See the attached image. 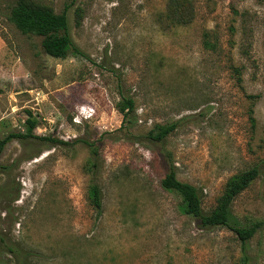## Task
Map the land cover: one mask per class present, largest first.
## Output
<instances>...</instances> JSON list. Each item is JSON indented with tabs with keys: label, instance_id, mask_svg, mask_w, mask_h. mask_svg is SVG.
I'll use <instances>...</instances> for the list:
<instances>
[{
	"label": "rangeland",
	"instance_id": "374dc122",
	"mask_svg": "<svg viewBox=\"0 0 264 264\" xmlns=\"http://www.w3.org/2000/svg\"><path fill=\"white\" fill-rule=\"evenodd\" d=\"M19 1L0 0V138L26 134L31 112L37 136L67 144L5 146L0 264H15L6 244L32 252L31 264H264V226L244 254L235 233L201 229L162 185L173 166L209 213L257 169L232 213L246 228L264 222V0H189L188 25L171 20V0H25L70 6L81 55L65 59L16 28ZM172 126L164 142L147 139Z\"/></svg>",
	"mask_w": 264,
	"mask_h": 264
},
{
	"label": "trees",
	"instance_id": "16d2710c",
	"mask_svg": "<svg viewBox=\"0 0 264 264\" xmlns=\"http://www.w3.org/2000/svg\"><path fill=\"white\" fill-rule=\"evenodd\" d=\"M71 1V5H73L76 0ZM69 8L70 6H67L64 12L56 14L52 10L42 9L25 0H21L12 10L11 21L23 35L42 37V47L47 55L56 59H65L70 53L81 55L70 35L67 15ZM169 10V17L174 23L188 25L193 20L194 10L189 0H171ZM204 46L207 49H213L214 44L209 40H205ZM118 110L124 115V118L127 117L129 112L134 111L132 101L127 100L124 107H120ZM28 116L26 134H10L6 138H0V157L5 146L14 139H38L47 141L53 146L67 144L62 140H56L51 137L37 136L35 130L38 123L32 117L31 112H28ZM173 129V126L166 129L160 128L157 132L150 133L147 139L155 143H162ZM258 174L257 169H251L229 183L225 193L219 200L218 206L209 213L203 210L201 193L195 187L179 181L173 166L166 174L162 185L166 190L176 192L182 197L185 214L195 219L201 229L208 230L223 227L235 233L241 242L243 253L246 254L249 250V241L254 237L258 229L264 226V222H258L247 228L243 227L232 213V205L234 200L249 188L258 177ZM90 197L92 206L98 213H101L103 207L102 193L96 184H93L90 188ZM5 247L13 255L15 264H31V259L34 257L32 252L7 244Z\"/></svg>",
	"mask_w": 264,
	"mask_h": 264
}]
</instances>
